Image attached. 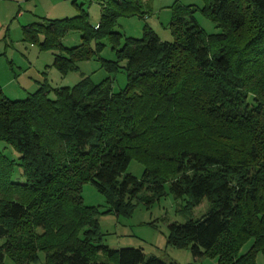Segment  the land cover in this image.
<instances>
[{"label": "trees", "instance_id": "16d2710c", "mask_svg": "<svg viewBox=\"0 0 264 264\" xmlns=\"http://www.w3.org/2000/svg\"><path fill=\"white\" fill-rule=\"evenodd\" d=\"M202 1L219 33L206 35L196 8L175 4L174 42L145 27L119 47L117 17L145 15L143 0L102 3L97 28L82 13L25 30L30 44L42 33L41 47L56 48L52 65L62 73L91 56V38L109 37L117 60L103 66L111 74L124 69L128 81L114 92L111 78L92 84L82 77L54 89V97L41 84L16 100L0 87V142L19 155L10 159L0 149V264L7 256L37 262L40 252L44 264H96L100 253L114 264H177L104 244L100 212L83 202L85 182L115 199L116 215H128L143 194L146 204L161 197L165 185L189 209L207 200L201 218L168 224V244L189 246L195 258L218 247L224 264H257L264 253V0ZM70 28L82 42L63 49L59 37ZM131 158L144 166L141 179L126 172ZM15 166L22 180H14Z\"/></svg>", "mask_w": 264, "mask_h": 264}, {"label": "rangeland", "instance_id": "374dc122", "mask_svg": "<svg viewBox=\"0 0 264 264\" xmlns=\"http://www.w3.org/2000/svg\"><path fill=\"white\" fill-rule=\"evenodd\" d=\"M106 1L108 0H23L21 7L23 12L32 14V17L48 15L49 19H72L85 13L88 25L97 28V24L101 22V4ZM143 1L148 5V12L145 15L117 17L113 30L121 35L119 47L127 38H141L145 27H149L162 41L174 42L170 23L172 7L175 4L183 7L194 6L196 8L194 18L206 35L220 32L219 28L201 12L202 0ZM76 21L82 24L80 18ZM37 35L39 43L35 42L32 44V48L28 47L30 60L22 67V72H0L1 89L9 99H25L29 93L36 91L41 84H47L51 89L50 97H54V89L72 87L82 77H87L92 84H98L107 78H111L114 92H118L126 86L128 76L124 69L111 74L103 66V60H117L116 50L113 49L109 37H103L99 41L91 38L88 42L92 51L91 56L79 60L75 70L62 73L52 65L53 53L56 48L50 44L41 47L40 43L44 42V35L42 33H37ZM81 42V31L78 29L70 28L59 37V43L63 49L79 46ZM29 43L27 41L26 45L29 46ZM62 53L66 54L67 52L62 50ZM119 63L121 66L125 65L124 60H120ZM0 149L8 158L18 160V152L12 146L0 142ZM143 171V164L136 158H131L126 172L141 179ZM13 177L14 180H22L20 167L15 166ZM81 195L85 205L94 206L100 212L98 220L103 235V243L110 248H138L142 249L145 258L157 257L174 261L177 264L194 262L224 264L225 262V259L219 261L217 258L218 247L200 258H195L189 246L177 248L167 242L168 224L171 222L183 223L188 219L201 218L209 210L207 200L189 209L186 207V198H175L169 186L165 185L164 194L161 197H157L146 204L147 195L143 194L141 200L131 202L133 207L128 215H116L114 213L115 199L113 197L108 198L91 182L83 183ZM109 209L111 212H106ZM224 240L225 237L221 239V245H224ZM251 244L252 240L250 239L240 248L239 253H245ZM223 253L225 254V246ZM45 259L44 252H40L38 261L29 264H44ZM255 260L257 264H264V253L257 252ZM106 262L114 264L104 254L96 255V264ZM4 264H15V262L7 256L4 259Z\"/></svg>", "mask_w": 264, "mask_h": 264}, {"label": "crops", "instance_id": "0c3cea01", "mask_svg": "<svg viewBox=\"0 0 264 264\" xmlns=\"http://www.w3.org/2000/svg\"><path fill=\"white\" fill-rule=\"evenodd\" d=\"M22 1L0 0V72H22L30 60L28 47H33L26 45L25 30L33 23L49 19L48 15L32 17L23 12Z\"/></svg>", "mask_w": 264, "mask_h": 264}]
</instances>
